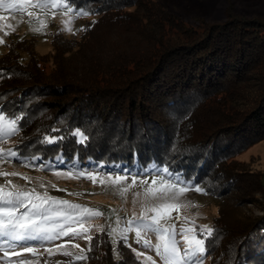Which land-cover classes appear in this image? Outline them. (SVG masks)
<instances>
[{
	"label": "trees",
	"instance_id": "obj_1",
	"mask_svg": "<svg viewBox=\"0 0 264 264\" xmlns=\"http://www.w3.org/2000/svg\"><path fill=\"white\" fill-rule=\"evenodd\" d=\"M70 5L92 20L79 40L54 35L49 73L32 38L16 37L0 57V113L21 118L12 149L63 171L167 168L219 201L205 239L210 264H264V173L246 182L261 216L223 220L239 194L235 158L264 140V19L226 8L222 23L191 27L150 0ZM108 23L130 38L97 41ZM92 238L88 264H142L124 245L114 253L106 231Z\"/></svg>",
	"mask_w": 264,
	"mask_h": 264
},
{
	"label": "rangeland",
	"instance_id": "obj_2",
	"mask_svg": "<svg viewBox=\"0 0 264 264\" xmlns=\"http://www.w3.org/2000/svg\"><path fill=\"white\" fill-rule=\"evenodd\" d=\"M159 4L161 8L167 10L168 13L175 16L178 21L186 26L195 27L201 20H205L209 23H222L225 20V9L230 8L232 14L244 18H263L264 19V0H150ZM13 0H4V5L0 6V16L5 17L4 20H0V39L4 42L0 44V57L6 52V46L12 40L29 39L35 40L33 50L36 55L42 61L40 65L43 67L46 73H49L54 68L52 62L53 47L51 44L54 35H57L62 40L80 39L81 32L87 28L92 20L90 15H81L75 18L70 23L69 27L71 31L65 30V25L62 23L64 20L70 19L74 16V13L66 14V9H47L41 11L38 9L28 8L22 12L19 8L10 9L8 4ZM71 6V5H70ZM133 9H129L132 12ZM27 11H32L43 19L47 23V27L42 31H33L40 27L39 21L27 15ZM53 12L55 15L53 16ZM11 25V27H7ZM5 32L8 34L5 35ZM119 34V37L116 35ZM104 33V34H103ZM98 36L97 41H116L118 38L128 39L129 33L118 29H113L112 25H106L102 28ZM110 34V35H108ZM256 76V75H255ZM253 80H256L255 77ZM256 81H246L242 87H247L248 90L253 91ZM247 90V91H248ZM17 139V133L8 137L5 141H0V147L4 149H12ZM12 151H15L12 149ZM16 152V151H15ZM234 167L236 171L240 172L236 175V180L241 183H237L240 187L239 194L236 195V203L226 204L223 207L224 222H229L231 218L244 215L248 217L261 216L256 203L258 194L247 195V184H251L256 175L264 173V140L258 142L248 148L245 152L238 155L236 158ZM0 169L6 172H17L29 179H22L21 176H3L0 175V185H5L6 181H11L12 184L19 186L20 188L31 191L35 189L38 193L47 194L58 200H66L72 204L82 205L92 209H98L103 213L99 217H89L84 221V226L92 225L89 232L85 235L99 236L101 232L106 231L108 233L109 240L112 245L114 253H116V247L120 245L126 246L132 254H134L142 264H151V261H147L145 257H152L155 264H163V261L157 256L155 249L151 247H145L143 239L149 240L153 245L157 243V235L151 230H145L142 232V239L140 243H137V237L135 231L127 233V241L121 239L120 231L127 226V221L132 218L133 213L136 216L140 215L141 205L149 206L162 201L146 199L144 196V189L148 186L142 184L141 181L147 180L148 184L159 176L165 175L163 169L153 167H140L133 166H120L114 165L100 169L98 172L91 170L75 171L69 170H57L47 169L41 164H35L29 161L24 156L18 155L9 158V161L0 163ZM92 173L98 178H106L116 176H125L126 180L121 184L113 185L111 183L100 184L99 182L93 184V182L83 176L79 178H66L65 176H57L55 173ZM169 172V171H168ZM170 173V172H169ZM171 179L174 181L179 175L171 173ZM136 179V184L128 189V192L122 197L119 194L121 187H127L132 184L133 179ZM167 178V177H166ZM180 180L184 182V186L194 185L190 182L184 181L180 176ZM245 183H242L244 182ZM247 182V184H246ZM43 184V187H41ZM53 185L55 187H53ZM200 187V186H199ZM201 188V187H200ZM139 193V195H135ZM251 198V199H248ZM253 200V201H252ZM180 204H187L191 202L195 207L187 206L179 209V215L181 219L177 220V210H171L170 219L162 220L161 224L164 227L170 225H176L175 239L178 242V247L183 251L184 244L183 238L180 234L181 227L188 226L197 229V235L200 238H204L198 231L199 226H210L213 218L220 213L219 201L207 196L204 193H199L194 190H189L180 196ZM57 209L66 210L72 212V209H66L64 206L57 205ZM23 211V209H21ZM153 215V213H148ZM226 216V217H225ZM187 217V221L184 219ZM194 220V225L189 223ZM119 222V224H118ZM97 226H102L103 231H98ZM117 229V232L113 233L112 230ZM111 233V234H110ZM30 246L37 249L35 256L30 252H23L21 256H16L12 249H8V255L5 256L3 251H0V264H20V261H28L30 264H88L87 259L74 260L72 256H64L62 254L49 255L45 248H55L60 244H65L66 249L76 255L80 254V249H84V254L88 250L89 242L84 238H76L75 240L69 237H63L56 240L51 244L40 245L37 242H26ZM79 245L78 248L72 247V245ZM129 245L131 247H129ZM7 248V245H4ZM135 249V251H133ZM19 252L20 249H15ZM137 252L143 255L138 256ZM190 264V262H187ZM203 264H210V259L203 256Z\"/></svg>",
	"mask_w": 264,
	"mask_h": 264
},
{
	"label": "snow or ice",
	"instance_id": "obj_3",
	"mask_svg": "<svg viewBox=\"0 0 264 264\" xmlns=\"http://www.w3.org/2000/svg\"><path fill=\"white\" fill-rule=\"evenodd\" d=\"M4 5V0H0V6ZM10 9L19 8L24 12L28 8L38 9L45 11L51 9H66V14L74 13L70 19L62 21L65 25V30L71 31L69 27L73 19L78 18L81 15H89V12L84 9H75L70 6V0H13L12 3L7 5ZM27 15L32 18L35 17L40 24L39 28L32 29L33 31H42L47 27L45 20L40 19L36 13L27 11ZM55 13L53 12V16ZM5 17L0 16V20H4ZM11 27V25H7ZM8 33L5 32V35ZM4 41L0 39V44ZM20 117L10 119L0 113V141H5L8 137L18 132V123ZM74 135L80 137V142H84L87 139L86 136L79 129L76 130ZM57 138L45 137V141L48 143H55ZM17 156V152L12 149H4L0 147V163L9 161V158ZM38 159V157L36 158ZM165 175L159 176V179L154 178L150 184L147 180L141 181L142 184L148 186L144 189V196L146 199H153L162 201L154 205H141V212L139 216L133 213L131 219L127 221V226L120 231L121 239L127 241V233L135 231L137 243L141 242L142 232L145 230H151L157 235V243L153 245L149 240L143 239L145 247H151L155 249L157 256L163 261V264H203V256L206 251L205 239L213 234V229L208 225L199 226L198 231L205 238H200L197 235V229L194 227L184 226L180 229V234L183 238L184 248L181 251L178 247V242L175 239L176 225H170L164 227L161 224L162 220L170 219L171 210H177L176 219H181L179 215V209L181 207L192 206L191 202L187 204H180L179 198L181 195L189 190H194L199 193H204V189L199 186L189 185L184 186V182L180 180L179 176L173 181L171 179V173L167 168L163 169ZM0 175L3 176H21L22 179L28 180L27 176L21 173L6 172L0 169ZM57 176H65L66 178H79L81 176L90 179L93 184L99 182L100 184L111 183L113 185L121 184L126 180L125 176H116L115 178L109 176L106 178H98L92 173H55ZM167 177V178H166ZM136 184L134 178L131 185L127 187H121L119 194L123 197L128 189ZM43 187V184H41ZM53 187H55L53 185ZM139 195V193L135 194ZM61 205L66 209H72V212L66 210L57 209L55 206ZM23 209V211H21ZM148 213H153L149 215ZM103 213L98 209L88 208L82 205L72 204L66 200H58L47 194L38 193L35 189L31 191L24 190L12 182L6 181L5 185H0V251L8 255V249H12L16 256H21L23 252H30L33 256L36 255L37 249L30 246L26 242H37L40 245L51 244L52 242L62 239L63 237H69L72 240L76 238H84L91 245L92 236L85 235L89 232L92 225L84 226V221L89 217H99ZM187 221V217L184 218ZM189 223L194 225V220ZM119 224V222H118ZM98 231H103L102 226H97ZM113 233L117 232V229L112 230ZM111 234V233H110ZM4 245L8 247L5 248ZM72 247L78 248L79 245L73 244ZM129 247H131L129 245ZM19 248L20 251L16 252L15 249ZM66 249L65 244H60L55 248H45V251L49 255H55L57 253L64 256H72L74 260L87 259L84 254L85 250L80 249V254L76 255L69 252ZM91 251V246L88 248ZM135 251V249H133ZM138 256L143 255L137 252ZM147 261H151V264H155L152 257H145ZM20 264H30L28 261H20Z\"/></svg>",
	"mask_w": 264,
	"mask_h": 264
}]
</instances>
